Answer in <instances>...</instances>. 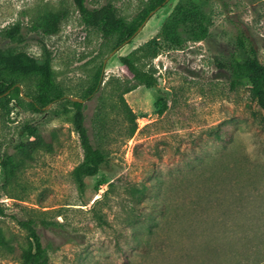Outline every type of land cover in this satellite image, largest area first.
<instances>
[{
  "label": "rangeland",
  "instance_id": "374dc122",
  "mask_svg": "<svg viewBox=\"0 0 264 264\" xmlns=\"http://www.w3.org/2000/svg\"><path fill=\"white\" fill-rule=\"evenodd\" d=\"M146 1L86 0L85 6L112 4L130 22ZM179 1L169 0L114 48V39L84 26L72 0H0V47L39 64L48 53L65 97L84 96L101 67L99 88L83 104L89 136L107 156L79 191L72 171L83 154L74 110L64 113L55 102L44 110L52 113L30 114L12 102L10 116L0 120V157L33 140L21 133L27 121L50 148L27 160L13 182L0 177L6 243L26 247L15 219H31L49 264H255L264 258V114L248 88L232 90L229 72L215 64L234 48L237 30L264 64V0H192L206 3L207 36L199 42L183 36L182 46L172 49L158 34ZM48 14L60 17L51 35L37 28ZM15 26L18 36L6 38ZM127 55L139 68L153 69L158 82L124 95L135 115L132 137L133 123L118 100L132 83L120 63ZM36 81L19 83L24 96L35 95ZM141 239L147 253L132 245ZM0 264L21 262L0 247Z\"/></svg>",
  "mask_w": 264,
  "mask_h": 264
},
{
  "label": "trees",
  "instance_id": "16d2710c",
  "mask_svg": "<svg viewBox=\"0 0 264 264\" xmlns=\"http://www.w3.org/2000/svg\"><path fill=\"white\" fill-rule=\"evenodd\" d=\"M85 27L97 30L104 39H114L113 47L117 48L131 39L137 29L146 20L151 12L158 7H162L165 0H147L145 7L130 21L127 22L117 14L116 8L112 4H106L97 9H89L85 6L86 0H72ZM60 17L56 15H45L37 28L42 29L45 35L55 33ZM209 17L206 11V3L197 4L192 0H180L173 8L172 12L163 23L158 34L159 40L167 44L170 48L176 49L182 46L183 36L187 41L199 42L204 40L208 33ZM20 31V27H13L6 33V38L14 40ZM156 37V38H158ZM153 38L150 43H155ZM240 53L244 58L240 61L237 58ZM121 65L131 76V85L123 88L119 94L120 108L125 116L133 123L129 133L132 137L136 132L135 115L127 105L124 95L143 86L146 89H154L158 86L153 69L143 70L132 60L131 55L120 58ZM219 69L229 72V87L232 90L247 87L251 100L257 108L264 114V64L260 61L258 52L251 39L241 30H237L235 45L232 51L223 61L215 63ZM101 67L94 75L92 85L87 89L81 100L92 96L99 88L101 82ZM29 77H35L37 85L35 95L28 96L31 102L23 101L17 84ZM8 92L7 95H5ZM30 114L52 113V110L44 111L50 104L60 102L63 112L66 113L68 107L74 110L73 122L75 131L80 141L82 149V160L73 169L72 177L79 191L83 192L86 186V179L95 177L104 164L107 163L106 154L96 146L85 127L84 104L72 102L67 99L53 79L50 68V58L45 52L44 60L41 64L28 54L11 48L0 47V120L5 121L12 110L11 103ZM162 114V112L160 113ZM264 123V117L260 119ZM21 133L33 139L21 140L14 145V154L3 152L0 157V177L4 183L13 182L24 168L27 160H33L34 154L39 150H49V144L38 131V126L31 122H25ZM165 209L161 210L164 214ZM0 216H5L4 209L0 206ZM17 224L25 230L28 245L26 247H13L5 242L0 233V247L10 253L18 254L21 264H49V255L46 247L43 246L41 237L36 228L34 220L15 219ZM45 226L48 224L44 223ZM152 232V231H150ZM152 234V233H151ZM151 237V235L149 236ZM147 241L141 239L132 243L143 253H147ZM264 261V258L255 264Z\"/></svg>",
  "mask_w": 264,
  "mask_h": 264
},
{
  "label": "water",
  "instance_id": "95a60500",
  "mask_svg": "<svg viewBox=\"0 0 264 264\" xmlns=\"http://www.w3.org/2000/svg\"><path fill=\"white\" fill-rule=\"evenodd\" d=\"M169 0H165V2H164V4L165 3H167ZM163 4V5H164ZM160 7H158L156 10H154L153 12H151L150 14H149V16L146 18V20L141 24V26L137 29V31L134 33V35L132 36V38L142 29V27L145 25V23L147 22V20H148V18L154 13V12H156L158 9H159ZM131 38V39H132ZM130 40V39H129ZM129 40H127L126 42H128ZM103 72V71H102ZM15 87H17L18 89H19V91H20V96L21 97H23L27 102H31V100L29 99V98H25L24 97V95H23V92H22V88H21V86L20 85H16ZM8 94V92L5 94V95H7ZM67 99H69L70 101H72V102H78V103H83V100H81V99H78V98H71V97H66Z\"/></svg>",
  "mask_w": 264,
  "mask_h": 264
},
{
  "label": "crops",
  "instance_id": "0c3cea01",
  "mask_svg": "<svg viewBox=\"0 0 264 264\" xmlns=\"http://www.w3.org/2000/svg\"><path fill=\"white\" fill-rule=\"evenodd\" d=\"M259 264H264V261H262L261 263H259Z\"/></svg>",
  "mask_w": 264,
  "mask_h": 264
}]
</instances>
